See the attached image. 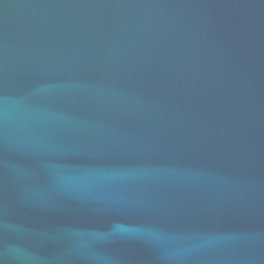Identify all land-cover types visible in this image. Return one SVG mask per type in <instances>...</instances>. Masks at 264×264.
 <instances>
[{
    "label": "water",
    "instance_id": "obj_1",
    "mask_svg": "<svg viewBox=\"0 0 264 264\" xmlns=\"http://www.w3.org/2000/svg\"><path fill=\"white\" fill-rule=\"evenodd\" d=\"M0 264H264V0H0Z\"/></svg>",
    "mask_w": 264,
    "mask_h": 264
}]
</instances>
